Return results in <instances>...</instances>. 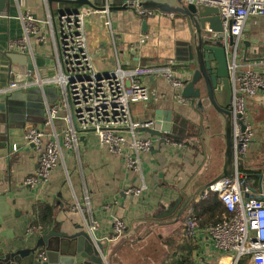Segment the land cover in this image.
<instances>
[{
  "label": "crops",
  "instance_id": "obj_1",
  "mask_svg": "<svg viewBox=\"0 0 264 264\" xmlns=\"http://www.w3.org/2000/svg\"><path fill=\"white\" fill-rule=\"evenodd\" d=\"M91 3L106 9L77 8L85 11L86 26L95 27L91 43L96 47L90 49L98 71L111 72L119 64L130 69L176 61L177 77L182 82L189 79L188 68L192 65L186 61L187 49L182 45L192 36L187 19L154 10H148L154 12L152 17L143 18L138 14L139 9H120L126 6L125 0H91ZM7 5L0 14V90L16 79L26 80L24 75L29 73L24 61L12 59L9 55L28 56L41 70L42 76L55 74L54 44L49 26L41 29L46 37L43 45L37 37L31 38L35 58L31 52L22 54L11 49V44L24 36L21 17L31 15L44 22L51 15L58 21L61 14L71 13L76 8L50 4L48 0H9ZM103 30L106 31L104 37L110 41L109 54L100 46L104 37L101 39L99 33ZM246 38L249 47L253 50L259 48L260 55L264 56V17L249 22ZM143 82L152 94L148 102L131 106L135 123L153 120L158 110L173 111L188 119L196 127L191 128V132L198 136L180 140L167 135L156 138L138 131L140 138H152L153 146L142 157L141 170L134 171L126 168L123 158L111 154L95 135L89 134L86 142L80 140L78 154L66 152V168L55 169L49 180L35 189L24 186L25 179L38 169L36 153L33 146L26 143L25 135L31 128H43L46 103L53 105L59 93L55 86L46 88L48 94L42 91L22 97L29 90L13 93L16 101L11 110L0 112V259L21 250L34 249L40 238L51 230L72 235L80 230L88 232V226L94 224L96 229L92 236L96 240L94 243L104 246L105 264L169 263L185 254L179 249L185 239L196 246L190 255L193 264H219L220 259L221 264H231V256L218 252L204 235L189 237L185 226L187 219L196 218L199 202H205L203 208L213 207L215 203L223 206L218 195L205 193L225 174L224 120L213 109L196 106L192 100L180 104L175 90L162 77L148 76ZM36 89L39 90L33 88ZM7 99L2 96L0 102ZM249 118L256 137L239 169L251 188L258 191L257 196H262L264 104L250 102ZM58 120L56 127L61 132L63 126ZM45 129L47 133L52 132L51 128ZM169 139L182 143V146L168 145ZM213 144L221 150L218 169L211 165L216 151ZM250 175H261L262 179ZM143 183L146 189L140 196L128 193ZM47 208L51 219L42 223ZM224 211V216L228 215ZM116 219L124 222L125 231L120 238L113 240ZM169 236L176 243L170 241Z\"/></svg>",
  "mask_w": 264,
  "mask_h": 264
},
{
  "label": "built area",
  "instance_id": "obj_2",
  "mask_svg": "<svg viewBox=\"0 0 264 264\" xmlns=\"http://www.w3.org/2000/svg\"><path fill=\"white\" fill-rule=\"evenodd\" d=\"M140 1L125 0V5L134 11L139 9L138 14L143 18L152 17L154 12L139 8ZM183 1L188 5L202 3L216 6L220 10L232 86L229 111L234 158L232 177L212 184L205 193L218 195L229 216L205 227L189 218L185 222L188 236L199 238L204 235L218 252L231 256V264H264V199L245 198L246 194L251 193V186L239 169L241 160L256 137L249 118V103L255 101L264 104V56L260 55L259 48L253 50L246 46L249 43L246 38L249 22L264 17V0ZM85 16L84 10L78 14H61L58 21L51 15L44 22L31 15L22 16L24 36L11 44V49L22 54L31 52L32 58H35L31 38L37 37L43 45L46 39L41 33L43 26L50 27L54 44L55 74L42 76L41 70L34 66L33 72L24 75L26 80L12 82L0 90V97L4 99L18 91L39 88L44 92L51 86H55L59 93L53 105L46 103L43 128L31 129L25 135L26 143L33 146L38 159V169L24 181L28 189H35L47 182L58 167L66 168V152L78 154L80 138L89 134L95 135L111 154L123 158L127 169L141 170L142 157L151 150L153 140L140 138L138 130L141 127L151 128L153 123H135L131 106L151 99L152 93L143 82L144 78H164L175 90L176 100L180 104H188V100L181 95L184 85L177 77L176 61L138 65L130 69L119 64L111 72L98 71L95 56L89 47ZM58 119L63 126L61 132L56 127ZM45 127L51 128L52 132L47 133ZM167 144L182 146V143L170 139ZM145 189L143 183L139 188H131L128 193L140 196ZM95 229L94 224L88 226V233L92 236ZM124 231V222L116 219L112 239L120 238Z\"/></svg>",
  "mask_w": 264,
  "mask_h": 264
},
{
  "label": "water",
  "instance_id": "obj_3",
  "mask_svg": "<svg viewBox=\"0 0 264 264\" xmlns=\"http://www.w3.org/2000/svg\"><path fill=\"white\" fill-rule=\"evenodd\" d=\"M8 2L9 0H0V14L8 7ZM48 2L50 4L58 3L75 6L73 12L76 14L79 13L77 7L82 6L97 10L102 9V11L106 9L98 7L96 4L93 5L91 0H48ZM139 7L143 10H154L163 14H176L188 20L192 29V36L190 41L182 43V45L187 49L188 60L186 61L191 63L192 67L188 68L190 77L184 80L181 95L185 99L194 101L196 106H207L213 109L224 120L226 170L219 180L231 178L234 171L232 124L229 111L232 102V86L229 78L219 8L202 3L188 5L183 0H143L140 2ZM126 8V6H122L120 9ZM94 32V26H86V33L90 40L89 47L92 50L96 47L95 44L91 43ZM99 35L102 39L106 36V31H101ZM248 45L249 43H246V46ZM100 46L107 54L111 52L110 41L107 37H104ZM33 54H36L35 48H33ZM9 57L24 61L27 71H34V64L28 56L22 58L19 55H9ZM16 82L23 81L16 79ZM48 90L45 89L43 94H48ZM40 92H42L40 89H32L22 97L33 93L40 94ZM8 98L0 102V112L2 113L11 110V106L15 104L16 97L14 94ZM39 102L42 103L41 100ZM41 108H43L42 105ZM22 113L28 114L23 111ZM148 122H152L153 127H141L138 131L146 132L156 138L167 135L183 140L198 136L197 133L191 132V128L195 126L181 114L173 111L158 110L155 112L154 119ZM80 140L86 142V137L82 136ZM249 177L262 179L261 175H250ZM257 193L256 189L251 188V193L246 194L245 198L260 197L264 199V195L257 196ZM171 211H173V208ZM103 253L104 246L99 242L94 243L92 236L85 230H80L72 235L51 230L40 238L38 246L34 249L9 254L0 259V264H105Z\"/></svg>",
  "mask_w": 264,
  "mask_h": 264
},
{
  "label": "trees",
  "instance_id": "obj_4",
  "mask_svg": "<svg viewBox=\"0 0 264 264\" xmlns=\"http://www.w3.org/2000/svg\"><path fill=\"white\" fill-rule=\"evenodd\" d=\"M242 171V169H241ZM245 172V171H244ZM245 173L249 174L250 171H246ZM205 202L201 201L199 202V212L196 214V220L199 222L201 227H205L210 224H216L228 217V215H225V209H223V206L220 203H215L213 207L203 208ZM42 208V207H41ZM207 209V210H206ZM49 213V215H48ZM224 216V217H223ZM226 217V218H225ZM50 209H45V214L42 216L41 222L42 223H48L50 221ZM185 239V238H184ZM196 248L195 245H192V243L188 242L186 239L181 242L179 249L184 251L185 254L181 256L180 259L172 260L169 263L164 264H193L190 255L192 251Z\"/></svg>",
  "mask_w": 264,
  "mask_h": 264
},
{
  "label": "rangeland",
  "instance_id": "obj_5",
  "mask_svg": "<svg viewBox=\"0 0 264 264\" xmlns=\"http://www.w3.org/2000/svg\"><path fill=\"white\" fill-rule=\"evenodd\" d=\"M57 123H59V120L57 121ZM216 147V151L213 153V157H212V162H211V165L212 166H214V168H216V169H218L219 168V162L221 161V157H220V155H221V150H219L218 149V147L216 146V145H214L213 144V147ZM180 232H181V229L178 231V234H180ZM181 238V237H180ZM169 239H170V241H174V243H176V241L173 239V237L172 238H170V236H169ZM169 239H168V243H169ZM179 244H180V240H179ZM170 245H172V244H170ZM221 259L219 260V264H221ZM223 264H229L228 262H226V263H223Z\"/></svg>",
  "mask_w": 264,
  "mask_h": 264
}]
</instances>
